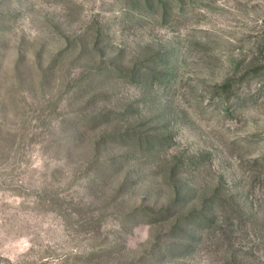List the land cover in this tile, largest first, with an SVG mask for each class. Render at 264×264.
Listing matches in <instances>:
<instances>
[{
  "label": "rangeland",
  "instance_id": "374dc122",
  "mask_svg": "<svg viewBox=\"0 0 264 264\" xmlns=\"http://www.w3.org/2000/svg\"><path fill=\"white\" fill-rule=\"evenodd\" d=\"M0 264H264V0H0Z\"/></svg>",
  "mask_w": 264,
  "mask_h": 264
}]
</instances>
